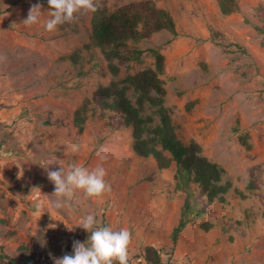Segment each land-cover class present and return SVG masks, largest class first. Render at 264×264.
I'll return each instance as SVG.
<instances>
[{"label": "rangeland", "instance_id": "obj_1", "mask_svg": "<svg viewBox=\"0 0 264 264\" xmlns=\"http://www.w3.org/2000/svg\"><path fill=\"white\" fill-rule=\"evenodd\" d=\"M134 1L140 0L102 5L111 12ZM153 1L172 15L176 34L162 29L129 43L143 50L140 60H112L118 68L113 76L90 43L92 12L48 32L47 0H0V56L6 57L0 60V250L13 264H54L72 253L74 241L88 239L79 227L88 214L100 225L132 232L130 264H146V245L160 250L162 264H264V35L254 28L264 22V0H237L239 11L230 14L220 12L217 0ZM37 3L41 22L25 26ZM149 48L164 56L159 77L178 138L199 143L232 184L224 203H208L197 184H189L203 212L191 217L175 243L171 233L185 191L176 186L174 163L160 169L152 157L136 155L131 129H114L118 115L101 114L92 100L98 86L152 67ZM127 95L133 102L131 89ZM86 99L79 129L74 111ZM245 134L250 148L239 142ZM101 146L108 149L106 161L97 155ZM72 164H103L112 191L99 198L78 191L56 210L45 168ZM252 171L257 188L250 190Z\"/></svg>", "mask_w": 264, "mask_h": 264}, {"label": "trees", "instance_id": "obj_2", "mask_svg": "<svg viewBox=\"0 0 264 264\" xmlns=\"http://www.w3.org/2000/svg\"><path fill=\"white\" fill-rule=\"evenodd\" d=\"M103 2L104 0H99L98 11L91 15L90 43L98 47L107 59L108 70L113 76L118 74V68L112 60H140L143 50L134 45L129 48V43L136 44L162 29L176 34L172 15L164 8L158 7L153 0L129 2L111 12L102 5ZM217 3L222 14L239 11L237 0H217ZM67 26L69 23L59 27ZM254 28L264 35V22L262 25H254ZM261 42L264 44V38ZM147 51L154 59L152 67H145L134 74H127L121 80H110L107 85L98 86L92 93V100L101 114L110 110L118 115L114 129H131L132 149L136 155L152 157L160 169L168 168L174 163L176 186L185 191L178 223L171 233L175 243L178 234L191 217L203 212V208L199 209L197 201L192 199L189 184H197L200 195L204 196L208 203L214 200L224 203L232 184L225 177V169L202 154L199 143L194 139L184 143L178 138L171 118V108L164 104L166 91L159 77L164 70V56L158 48H149ZM69 57L73 62L78 58L75 53ZM130 89L135 97L133 102L127 95ZM88 103L87 99L84 100L74 111L73 123L79 129L86 119ZM189 104L191 102L186 104V108ZM146 109H150V112L146 113ZM239 142L245 148L251 146L247 134L239 136ZM247 188H257L253 171ZM234 191L245 197L242 191L236 188ZM141 256L146 264H162L160 250L153 245L144 246ZM0 259H8V263L13 264V260L1 250Z\"/></svg>", "mask_w": 264, "mask_h": 264}, {"label": "clouds", "instance_id": "obj_3", "mask_svg": "<svg viewBox=\"0 0 264 264\" xmlns=\"http://www.w3.org/2000/svg\"><path fill=\"white\" fill-rule=\"evenodd\" d=\"M47 3L51 9V18L44 22L48 32H54L58 26L73 22L82 11L95 13L100 7L99 0H47ZM42 7L39 3L31 5L22 23L25 26L40 23ZM4 59L6 57L0 56V60ZM76 150L74 147L73 151ZM107 152V148L100 147L97 155L101 161L108 159ZM45 170L48 180L54 185L52 196L56 199L51 203L56 210L64 209L78 191H82L88 198H99L112 191L111 184L106 180L107 170L103 164H97L91 169L72 164L67 169L60 167L51 170L48 166ZM79 227L89 234L86 242L74 241L72 253L54 258V264H130L133 235L128 228L114 229L100 225L94 214L83 217Z\"/></svg>", "mask_w": 264, "mask_h": 264}]
</instances>
